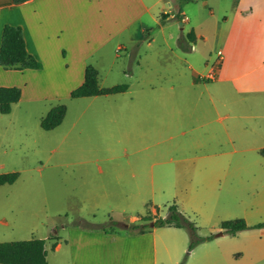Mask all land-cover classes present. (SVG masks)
I'll list each match as a JSON object with an SVG mask.
<instances>
[{
    "label": "rangeland",
    "instance_id": "1",
    "mask_svg": "<svg viewBox=\"0 0 264 264\" xmlns=\"http://www.w3.org/2000/svg\"><path fill=\"white\" fill-rule=\"evenodd\" d=\"M186 3L187 10L194 13L193 2ZM164 5L168 8L167 0ZM211 5L218 11L222 6L214 0ZM202 27L208 34L213 31L210 22ZM189 28L186 24L185 30ZM155 36L162 34L156 30ZM216 46L210 39L199 43L198 52L189 53L201 66L206 60L214 65L218 61ZM117 68L105 84H122ZM151 76L158 96L166 80L160 62ZM56 93L0 113V173L19 174L12 184L0 186V242L44 239L48 264H71L69 241L92 248L103 241L96 233H125L124 227L165 218L174 203L194 224L197 237L212 236L191 250L187 246L180 264L204 258L210 254V246L221 253L218 264H264V158L259 154L264 147V97H258L262 104L255 96H243L252 100L172 107V115L180 121L172 128L176 136L172 146L186 142L187 147L192 146L188 155L195 156V161L211 155L213 163L205 158L202 168L190 171L187 179L184 173L183 179L175 175L161 181L157 178L151 186L132 179L123 145L116 142L115 103L105 102L115 95L73 99L63 89L52 91ZM59 104L67 109L62 123L43 130L40 118ZM204 121L211 126L205 132L199 128ZM182 130L186 131L183 135ZM144 216L150 219L144 220ZM235 219H243L248 228L234 235H218L223 231L222 221ZM156 228L157 258L163 259L161 244L166 236L160 233L167 230ZM79 231L90 233H86L89 237H81ZM175 231L187 233L189 245L190 231ZM180 240L173 241L181 244ZM56 242L63 244L58 252L53 250ZM84 253L87 259L92 250Z\"/></svg>",
    "mask_w": 264,
    "mask_h": 264
},
{
    "label": "crops",
    "instance_id": "2",
    "mask_svg": "<svg viewBox=\"0 0 264 264\" xmlns=\"http://www.w3.org/2000/svg\"><path fill=\"white\" fill-rule=\"evenodd\" d=\"M167 2L168 8L164 0H0V40L5 24L19 26L27 52L41 64L39 69L21 70L0 66V86L20 88V98L12 104L15 106L44 101L60 89L70 95L83 82L87 65L97 70L99 87H112L105 82L119 67L116 70L122 74L126 90L89 97L116 96L105 102L115 103L116 142L123 145L132 179L151 186L157 178L161 181L175 175L183 179L184 173L187 179L190 171L202 168L205 158L209 164L213 160L207 155L195 161V156L188 155L192 146L187 147L186 142L172 146L176 137L172 128L180 125L172 107L243 103V96H255L254 100L263 103L258 97H264V0H214L216 5L222 4L219 11L211 5L213 0H190L194 13L187 10V3ZM161 14L167 15L162 24ZM207 22L213 25L211 34L203 30L202 24ZM154 27L162 37L155 36ZM190 31L194 33L192 40L186 37ZM178 38L189 46L188 51L178 47ZM210 39L216 42L217 53H222L216 67L207 60L201 66L189 53L198 52L199 43ZM157 62L166 74L158 96L151 76ZM199 128L207 131L210 121L202 122ZM224 131L229 137L227 126ZM162 228L167 230L160 233L166 236L161 244L163 259L157 258L156 227L144 232L124 227L125 233H96L103 241L92 248L69 241L71 264H180L188 234L175 233L182 228ZM86 233L77 232L84 238L89 237ZM176 237L181 244L173 241ZM62 246L56 242L53 250L58 252ZM86 249L92 250L87 259ZM210 250L204 258L184 264H218L221 253L212 246Z\"/></svg>",
    "mask_w": 264,
    "mask_h": 264
},
{
    "label": "trees",
    "instance_id": "3",
    "mask_svg": "<svg viewBox=\"0 0 264 264\" xmlns=\"http://www.w3.org/2000/svg\"><path fill=\"white\" fill-rule=\"evenodd\" d=\"M13 3H21L27 0H12ZM182 5L186 0H176ZM166 14H161L160 23L165 20ZM176 18L181 17L177 14ZM187 39L194 38L193 31L187 34ZM178 47L183 51H188L189 46L184 45L183 40L178 38ZM0 66L4 69H39L41 64L37 62L26 50L22 29L19 26L5 24L1 32L0 40ZM126 84H118L108 88H101L98 85L97 70L92 65H87L84 72L83 82L70 92L71 98L89 97L97 95L116 94L126 90ZM21 95L19 87H0V113L7 114L11 111L13 103H16ZM66 106L64 104L56 105L40 120V127L43 130H51L58 126L65 115ZM259 154L264 158V147L259 150ZM18 172L0 173V186L12 184L18 178ZM144 216V220H149ZM173 226L176 228H187L190 231V242L188 250L194 248L196 244L204 240H210L209 237H197L196 227L181 212L178 211L173 203L168 207V215L165 218H156L148 224H137L130 226V230L144 232L153 227ZM221 234L234 235L238 231L248 228L243 219L226 220L221 222ZM104 230V229H103ZM45 240L32 238L28 240H16L0 242V264H48Z\"/></svg>",
    "mask_w": 264,
    "mask_h": 264
},
{
    "label": "built area",
    "instance_id": "4",
    "mask_svg": "<svg viewBox=\"0 0 264 264\" xmlns=\"http://www.w3.org/2000/svg\"><path fill=\"white\" fill-rule=\"evenodd\" d=\"M217 55H218V63H220L221 62V59H222V53H221V51H218ZM210 75L212 76V72L210 73Z\"/></svg>",
    "mask_w": 264,
    "mask_h": 264
},
{
    "label": "water",
    "instance_id": "5",
    "mask_svg": "<svg viewBox=\"0 0 264 264\" xmlns=\"http://www.w3.org/2000/svg\"><path fill=\"white\" fill-rule=\"evenodd\" d=\"M180 25H182V22H179Z\"/></svg>",
    "mask_w": 264,
    "mask_h": 264
}]
</instances>
